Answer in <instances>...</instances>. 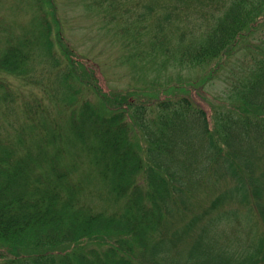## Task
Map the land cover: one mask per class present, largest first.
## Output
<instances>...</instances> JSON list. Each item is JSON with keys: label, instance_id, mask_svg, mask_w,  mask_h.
<instances>
[{"label": "trees", "instance_id": "16d2710c", "mask_svg": "<svg viewBox=\"0 0 264 264\" xmlns=\"http://www.w3.org/2000/svg\"><path fill=\"white\" fill-rule=\"evenodd\" d=\"M45 1L44 8L51 10V20L56 24L55 42L66 54V59L72 61L62 42L59 17L52 10L55 9L54 1ZM133 1L89 0L86 4L104 5L105 8H100L103 17L108 23L120 26L119 30L123 28L120 34L125 29L123 26L127 27L129 38L125 43L135 49L134 55L143 43L155 47L164 45L165 27L173 29L177 36L180 32L182 39L189 37V30H179L178 21L181 13L190 15L191 11L201 18L205 15V20L212 23L201 40L180 50L181 63L202 64L229 57L236 49L249 46L254 48L250 54H260L250 68L252 77L232 86V93L239 101L234 108L241 113L233 108L231 112L218 111L215 127L209 129L204 109L192 105L185 97L177 101L164 99L154 105L157 110L151 119L146 117V107L136 106L131 125L126 121V113L134 104L126 97L122 96L119 105L113 106L111 102L116 105L118 91L110 89L105 93L95 83L81 78L86 72L83 67L62 69L63 66L60 68L53 60L55 71L50 73L61 85L76 77L83 87L102 94L103 108L96 107L87 100H79L77 88L67 84L70 95L64 99V109L71 108L67 124L73 128L71 135L80 140L82 148L96 155L99 162L102 160L109 193L125 197V208L121 213L92 212L79 204L74 196L76 185L66 181L62 171L55 174V181L43 179L45 185H42L38 176L32 183L26 182L20 172L8 177L9 170L5 168L7 170L1 173L6 181L0 183V248L6 249L12 257L3 264H106L108 260H115L117 264H264V169L255 173L253 168L260 151H264V36L255 43H244L249 36L252 38L254 31L264 29V0ZM44 8L38 12L41 15L35 42L42 40L44 32L39 23L45 22L51 48L54 41ZM189 18L184 17L183 21ZM33 34H25L22 43L6 40L0 54L2 71L26 75L23 65L29 56L28 43L34 41ZM41 45L46 46V53L47 45L45 42ZM168 49L166 44L167 52ZM47 77L50 80L51 75ZM0 85L3 87L0 100L4 104L12 103L11 91L5 84ZM36 101L39 108L40 100ZM28 111L27 103L24 113L31 118L30 129L44 132L43 136L62 135L61 130L55 133L54 127L62 126L58 122L36 123L33 118L37 115ZM135 126L149 143L148 169H143V175L139 174L142 159L128 139V130ZM16 131L19 139L25 138L22 128ZM202 138L199 146L205 153V160L193 154L195 140ZM206 166L209 167L206 169ZM224 175L231 180L230 186L223 190L211 189L213 191L207 193L209 202L195 207L197 213L191 220L176 227L173 216H179L185 209L190 212L187 202L195 196L196 186L219 182ZM12 177L22 178L17 189L9 187ZM141 182H145L147 191L142 190ZM145 198L150 206L143 204ZM235 202L242 212L233 210L218 214L225 205ZM143 226L154 230L149 239ZM250 229L255 233L251 235ZM131 236L140 246L138 253L134 252V245L128 238ZM93 243L107 245L103 258L100 259L94 249L90 251L91 258L75 253L78 247ZM62 245L67 249L57 252Z\"/></svg>", "mask_w": 264, "mask_h": 264}, {"label": "rangeland", "instance_id": "374dc122", "mask_svg": "<svg viewBox=\"0 0 264 264\" xmlns=\"http://www.w3.org/2000/svg\"><path fill=\"white\" fill-rule=\"evenodd\" d=\"M53 1L55 9L52 10L54 13L56 11L62 25L61 29L64 36H62V42L66 45L72 61L66 59V54L59 50L55 42L56 24L51 20L52 17L49 14L51 10L44 8L47 4L45 0L38 3L36 0H0V54L4 50L6 40L13 42L17 40V43H22L26 37L25 34L34 33L33 43H28V48H26L29 55L23 65L26 75L7 73L0 69V83L3 86L5 84L14 99L9 104H4L0 100V183L6 181L1 171L4 172L7 169L9 170L8 177L14 172H20L22 176H25L26 182L32 183L35 176H38L41 178L42 185H45L43 179L46 178L49 182L55 181V174L62 171L66 181L76 185L74 196L79 199V204H84L92 212L121 213L125 208L126 198L114 197L113 194L109 193L107 179L104 180L102 173V160L99 162L96 155L88 154L82 148V144L78 142L80 140L74 139L75 137L71 135L73 128L67 124V114L71 108L64 109V99L70 95V90L66 87L67 84H72L74 88H77L79 100H87L96 107L103 108L102 94L91 88L83 87L76 77L68 80L67 84L61 85L50 73L55 71L52 69L55 66L53 60L59 63L60 68L63 66L62 69H66V67L68 69H80L83 67L86 72L82 76L80 75L81 78L95 83L105 93L109 92L110 89L118 91L116 105L111 102L113 106L119 105L118 101L122 96L126 97L128 101L134 104L129 107V112L126 113V121L131 125L134 122L132 112L136 106L141 107L140 105H143L144 108L146 107V117L151 119L153 112L155 113L154 110H157L154 105L158 101L164 99L177 101L185 97L191 101L192 105L205 110V114L208 116L209 129H212L215 127L216 112H231L233 108L237 113H241L239 109L234 108V105L239 101L232 93V86L235 82L248 81L252 77L250 68L260 58V54H250L254 48L249 46L248 48L236 49L232 55L226 58L219 57L202 64L181 63L180 50L195 40H201L203 33L212 23V21L205 20V15L201 18L197 13L191 11V16L181 13L182 17L179 16L180 21H178L179 30H189V37L182 39L179 37L180 32L177 33V36L173 29L168 28L166 30L165 27L163 39L165 44H157L155 47V45L146 46L143 43L138 46V50L136 49L139 53L137 56V53L135 55L133 53V51L136 52L135 49L132 50L125 43L129 38L127 27L123 26L125 29L120 34L123 28L119 30L120 26H116L112 22L108 23L100 9L101 7L105 8L104 5L98 7L92 3L86 4L89 0ZM42 8L46 12V19L50 26V37L54 41L51 48H49L46 38L48 32L45 22L39 23L41 31L45 35L43 34L40 42H35V34L39 30L37 22L41 15L38 12ZM129 9L131 11V8ZM132 9L134 10V7ZM187 12L190 11L187 10ZM184 17L189 18V20L183 21ZM262 33H264V29L258 30V32L254 31L252 38L249 36L244 43L257 42L259 37L264 36ZM43 42L47 45L48 55L47 52L45 53L46 46H40ZM166 44L169 47L168 52L165 50ZM177 45L178 53H176ZM64 51L66 52V48ZM77 62H82L84 65ZM47 74L51 75L50 80H48ZM1 86L0 95L3 92ZM36 99L40 100L41 106L39 108ZM26 102L30 109L28 112L37 115L33 118L34 122L44 124L46 121H56L62 126L54 127L57 129L55 133L61 130L62 135L43 136L44 132L30 129L31 118H27L24 113L25 106H27ZM41 112L43 113L39 115ZM244 115L243 117L246 118ZM147 121L150 120L147 119ZM19 128H22L26 135L25 138H18L16 130ZM82 131L84 132V130ZM40 132L42 135H39ZM128 139L132 144L131 148L134 151L137 150L138 156L142 159L140 162L142 172L139 174L143 175V171L148 169L149 143L144 141L136 126L134 129L128 130ZM201 140L203 138L195 140L193 154L196 155V158L205 160V153L200 150ZM260 153L261 155L257 153V160L254 162L255 173L264 169V151H260ZM208 167L206 166V169ZM21 181L22 178L20 177H12L9 187L17 189L16 187L20 186ZM141 183V188L145 192L147 189L145 182ZM230 184L231 180L227 175H224L219 182L197 185L194 189L195 196L187 202L190 204V212L185 209L179 216H173L176 227L183 226L191 220L192 215L197 213L195 207L209 202L207 193L213 191L211 189L217 187L216 189L223 190ZM142 202L144 205L150 206V201L146 198ZM233 210L242 212V208L235 202L225 205L218 214L222 211L226 213ZM237 222L235 221V223ZM231 224L235 225L233 222ZM221 227L224 226L221 224ZM142 229L148 239L153 236V229L146 226H143ZM226 232L230 233V230L227 229ZM252 232L255 233L250 229L251 235ZM114 235L122 236L119 233H114ZM133 237L128 238L134 245V252L138 253L140 246L136 245ZM106 247L107 245L93 243L78 247L75 253L84 254L91 258L90 251L94 249L96 255L101 259L106 255ZM0 249H2L0 264H3L7 258L12 256L6 249ZM66 249L67 246L62 245L57 249V252L60 253ZM106 264H117V262L108 260Z\"/></svg>", "mask_w": 264, "mask_h": 264}]
</instances>
